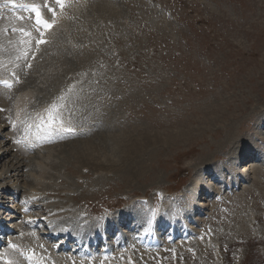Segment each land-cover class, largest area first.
<instances>
[{
    "label": "rangeland",
    "instance_id": "obj_1",
    "mask_svg": "<svg viewBox=\"0 0 264 264\" xmlns=\"http://www.w3.org/2000/svg\"><path fill=\"white\" fill-rule=\"evenodd\" d=\"M99 1L105 4L104 11L96 6V9L87 11V15L83 13L82 29L86 28L81 33L83 37L76 42L78 49H64V58L56 63L59 68L48 72L49 79H54L52 88L60 87L49 100H57V93L60 90L65 92V88L75 81L87 84L91 78L92 82L95 81L93 85L97 83L95 88L99 87L98 91L105 89L106 92L100 93L98 98L86 94V101L89 99L96 104L92 105L99 106L98 99L102 98L105 106L110 108L113 117L109 118L111 127L107 132H130L136 138L147 132L153 138L149 140L157 143L143 152L147 157L144 166L127 174L107 167L110 163L103 157L96 156L98 162L104 161L105 164H100L103 169L95 170L87 161L81 163L77 158L58 154L63 158L60 161L56 158L49 164V173L53 175L49 182L59 188V193H62L61 189H78L72 192L77 193L75 199H86L85 203L90 202L99 210L124 205L136 195L157 197L153 193L158 189L185 192L190 186L188 198L191 199L195 191L197 199L191 208L197 219L190 226L199 231L205 243L207 239H213L211 230L218 241L234 238L233 231L239 228V223H245L247 212L248 215L249 212L264 215V173L260 162L246 161L252 155L251 149L258 146L253 138H262L264 142V0H151L153 5L147 0ZM120 9L125 11L122 16L125 20L119 23ZM98 13L101 14L98 16ZM90 16L95 18L89 21ZM5 17L2 16L1 20ZM82 21L77 20L79 27ZM21 24L28 26L25 21ZM1 32L0 29L2 36L4 33ZM89 39L91 41L87 42ZM86 42L89 45L92 42L90 48ZM48 50L53 53L54 44ZM79 51L84 55L83 66L77 64L82 58ZM11 57L14 60L16 56L11 54ZM20 62L17 59L13 67L17 69ZM75 69L83 72L74 75L72 70ZM30 76L35 75L30 72L25 83L39 88L35 82H30ZM78 85L76 82L75 86ZM45 88L48 89L44 85L42 90ZM54 95L55 99L52 98ZM86 101H72L71 104L82 105ZM66 108L69 109L70 105ZM102 111H88L83 119L78 114L74 118L83 121L87 117H96V122L104 124L109 120L101 117ZM3 126L1 121L0 132L5 133ZM83 126L89 127V124ZM101 128L78 140L89 134H101L106 127L102 125ZM180 133L182 136L178 137ZM3 135L0 134V194L21 188L25 184V180L24 184L21 181L23 167L31 165L25 163L27 158L23 153L17 154L15 148L9 146L8 140L1 141ZM241 136L245 138H242L244 143ZM99 140L95 139L97 143ZM255 149L259 151V148ZM262 151L264 160V149ZM109 152L110 157L118 156L117 152ZM143 153L139 157H144ZM117 156L114 157L116 166L120 164ZM229 156H238V160L228 163ZM240 156L243 159L250 157L239 163ZM23 158L26 160L22 161ZM19 159L22 164L17 162ZM235 161L239 163L238 167L241 166L237 174L243 178L238 182L230 172L236 170L232 164ZM45 166L47 169L46 162ZM220 169L229 170L232 176L229 179L235 178L237 190L232 188L228 193L223 190L224 186L215 182L218 178L208 179L209 172ZM24 178L28 180L26 176ZM76 178L83 182L78 183ZM223 180L232 187L234 181L228 180L225 174ZM67 184L72 187H66ZM218 187L221 195L214 191ZM202 206L204 209L200 210ZM170 209L172 211L171 205ZM151 213L154 217L155 212ZM132 214L136 215L137 209L132 210ZM186 217L187 213L180 217V224ZM139 219L137 216V224ZM219 236L225 237L219 239ZM243 237L237 238L241 240ZM196 246L195 240L175 242L167 246L166 260L152 255L148 259L142 256V259L144 264H212L210 251L200 244L197 247L201 257H196ZM242 248L249 251L247 264H264V242L256 249Z\"/></svg>",
    "mask_w": 264,
    "mask_h": 264
},
{
    "label": "bare ground",
    "instance_id": "obj_2",
    "mask_svg": "<svg viewBox=\"0 0 264 264\" xmlns=\"http://www.w3.org/2000/svg\"><path fill=\"white\" fill-rule=\"evenodd\" d=\"M96 6L100 9V10H102V11H104V9H105V4L104 3H102L101 1H99V0H96V2L94 1V0H92L91 1V3L89 4V7H88V9H87V11H90V10H94V9H96ZM77 8V7H76ZM84 15L85 14H83V13H81V15H80V21H82L81 19L82 18H84ZM0 19H1V17H0ZM2 21H4L5 22V24H9V23H11V24H14V22H15V18H13V17H11V16H7V17H5ZM69 24V21L67 20L66 21V23L63 25V27L62 28H54L53 30H52V32H51V36H52V38L53 39H57L56 41H58L59 43L58 44H56V41L53 43L54 44V51H53V53H51L49 56H46V57H44V63L42 64V66H41V68H39V67H31V72H33V73H38L37 75H35V76H30L29 77V79H30V82H35V84H36V80H37V78H40L41 79V81H39L40 83H43V84H45V87L47 86V91L48 92H46L45 94H44V97H47L46 96V94H48L49 95V97L47 98V100L48 101H50L49 100V98H51V95L52 94H54V92L56 93L57 92V89H59L60 87H57V88H52L54 85H55V83H54V79H49V73L48 72H52V70L53 69H55V68H59V67H57V65H56V63L58 64V62H60V61H58V60H61V58H64V54H63V50L64 49H68V48H70L71 50H73V51H75V50H77L78 48L76 47V45L73 43V41L75 40V38L76 37H78V36H80V34L82 33V25H83V21H82V23H81V25H80V27L78 26L79 25V22H77V20L75 21V20H72L71 21V25H70V30H67V25ZM87 25V24H86ZM21 26V25H20ZM25 28H26V31H29L28 30V28H29V26H24ZM91 27V26H90ZM67 30V31H66ZM3 32V31H2ZM1 32V33H2ZM66 32V33H65ZM31 33V32H30ZM63 33H65V37L63 38ZM4 35V34H3ZM3 35L0 37L1 39L3 38V40H5L6 38H4L3 37ZM82 36V35H81ZM81 36H80V38H81ZM32 37H34V35H32ZM83 37V36H82ZM9 39H12V41H13V44H15L14 46H12V47H9L8 45H6V47H8V50H9V52L11 53V54H13V55H15L16 57H18V56H20V61L21 62H23V59H22V57H23V55H22V53H23V51L26 49V50H28V48H27V44H25V45H21L20 44V41L22 40V39H24V40H27L28 38L27 37H23V35L22 34H10V36L8 37ZM81 42H83L82 41V39L80 40ZM77 42V41H76ZM68 43V44H67ZM47 44V43H46ZM45 44V45H46ZM51 44V43H50ZM50 44H49V46H50ZM83 44V43H82ZM44 46V45H43ZM48 46H45V48L44 49H46ZM43 49V50H44ZM81 51V50H80ZM85 51V50H84ZM76 53V52H75ZM77 54V53H76ZM76 54H74V55H76ZM84 54V53H83ZM89 54V53H88ZM80 55H82V53L80 54ZM73 56V55H72ZM77 56V55H76ZM83 56L84 55H82L81 57L82 58H79L78 59V61H77V64H79V65H81V66H83V62H84V60H83ZM80 57V56H79ZM88 57V56H87ZM53 58H55V59H53ZM86 58V57H85ZM54 61H56V62H54ZM87 61V60H86ZM20 62V63H21ZM19 63V64H20ZM29 63L31 64L32 62L31 61H29ZM10 64L9 63H5V65H4V67H5V69L9 66ZM61 65V64H60ZM10 66H12V68H14L13 67V65H10ZM9 66V67H10ZM19 66V65H18ZM17 66V67H18ZM62 68V67H61ZM63 69V68H62ZM42 71V72H41ZM14 73H16L15 71H13ZM83 72V71H82ZM81 72V73H82ZM17 74V73H16ZM86 75V74H85ZM92 75V74H91ZM19 76H20V73H19ZM81 77V76H80ZM91 77H93V76H91ZM95 77V76H94ZM93 77V78H94ZM97 77V76H96ZM86 78H89V77H85V79ZM57 79H60V80H62V83L64 82V80L62 79V78H59V77H57ZM91 79V78H90ZM89 79V81H88V83L86 82L87 80H85V83H87V84H85V85H87V87L89 88V89H83L82 88V86H81V84L79 83V85L78 86H75V87H78V95L77 96H75L77 93H74V91H73V93L71 94V97H70V101H71V103H72V101H75V102H79V101H86V94H89V95H91L92 97H93V95L94 96H98V97H100V93H98L99 91H97L96 90V88H95V85H97V83L95 84V85H93V83L95 82H92L91 80ZM95 80V79H94ZM82 81V80H81ZM65 83V82H64ZM63 83V84H64ZM28 86V83H26L25 85L23 84L22 86H21V88H24V89H18V91H17V94H19V93H21V96H28V100H27V106H31L32 108L34 107V106H36L37 105V107L39 108L41 105H39V104H34L35 103V101H34V103L32 104L31 103V98H32V96L34 95L33 94V90L32 89H30V87H27ZM62 86V85H61ZM99 87H97V89H98ZM46 89V88H45ZM56 89V90H55ZM70 89V88H69ZM68 89V90H69ZM77 89V88H76ZM72 90H74V88H72ZM71 90V91H72ZM4 92V93H3ZM35 92V91H34ZM61 94H57L56 96H57V98L58 97H60V96H64L65 95V93H66V90H65V92H64V90L62 91V90H60L59 91ZM6 96V94H5V90H3V89H0V106H5V104H4V97ZM73 96H75V97H73ZM103 96V95H102ZM97 97V98H98ZM102 99V98H101ZM101 99H98V101H99V106H92V104H95V102H91L89 99H87V101L86 102H84L82 105H80V104H75V105H72V106H70V108L68 109L67 108V111L69 112V113H72V114H69V115H71V117L74 119V120H76L75 118H74V115H76V114H78L80 117H81V119H83L84 118V116L86 115V113L89 111H91V112H94V111H97V110H99V109H103V108H105V104L103 103V101L101 100ZM98 101H97V103H98ZM54 102H61V101H57V100H55ZM63 102V101H62ZM53 102H51V104H52ZM50 105V103L48 104V106ZM65 105L67 106L68 104H67V102H65ZM96 105V104H95ZM47 106V107H48ZM65 106V107H66ZM30 107V108H31ZM65 107L63 108V110H66L65 109ZM77 107H79V108H77ZM37 112H39V110L37 111ZM0 116H2L1 115V113H0ZM92 116V115H91ZM1 122V121H0ZM4 127V126H3ZM104 127H106L103 131H102V133L101 134H96V135H92V136H89L88 135V137L87 138H85V139H83V140H78L77 139V141H74V140H72V141H69V142H67L68 144H66L65 143V146H63V151H61L60 153H58V154H62V155H64L65 157H71V158H73V159H78L79 160V162H84V161H87L89 164H90V167L91 168H93V167H95V170H99V169H103V167H101L100 166V164L101 163H104V161H106L107 163H110L109 165H107V167L108 166H110V168H112V169H115L116 168V170L115 171H118V172H123L124 174H127V173H132V171H134V170H138V169H140V168H142L143 166H144V161L146 160L145 158H147V157H145L144 155H145V153H146V151H148V146H151V145H153L154 143H157V141H156V138H157V136H156V138H155V141L156 142H152V141H150L149 140V138L151 139L152 137L149 135L148 136V134H147V132L145 133V134H141V135H139L137 138L136 137H132V134L130 133V132H120V133H110V132H107V130L111 127V124H110V120H109V122H104V124H103V128ZM102 129V128H101ZM227 135H233L232 133H227ZM155 136V135H154ZM178 137H181L182 136V134L180 133L179 135H177ZM228 136V137H229ZM242 136H241V141H242ZM95 139L97 140V139H100L99 141L100 142H96L95 141ZM153 139V138H152ZM245 138H243V140H244ZM229 140H227V142H228ZM243 142V141H242ZM244 143V142H243ZM160 144V143H159ZM61 145V144H60ZM155 145V144H154ZM66 146H69L68 148H67V150L65 149L66 148ZM104 146V147H103ZM57 148H59V149H61V147L59 146V147H57ZM57 148H54L53 150H55V149H57ZM47 149V148H46ZM150 149V148H149ZM49 150V149H48ZM110 151V152H109ZM110 153V154H112V153H115V152H117L118 153V156H117V158L119 159V161H120V164H118L117 166L116 165H114V164H116V162H115V160H114V157H116V156H113V157H110V156H108L107 155V153ZM143 152H145V153H143ZM141 153H143V156L144 157H139V155L141 154ZM150 153V152H149ZM100 155H102V156H100ZM147 156H150V155H148V154H146ZM72 156H74V157H72ZM96 156H97V158H101V157H103V159H104V161L102 162V161H100V162H98L97 160H96ZM245 156H247V155H245ZM22 158V157H21ZM49 158V156L47 155L43 160H38L36 163H34L36 166H33L34 167V172H32V171H30V173H29V176H32V178H33V180L34 181H40L41 180V178H42V176H43V174L46 172V166H45V160L46 159H48ZM142 158V159H141ZM235 160H238V156L236 157L235 156ZM16 159H17V157H16ZM76 159V160H77ZM117 159V160H118ZM137 159H140L139 161H137ZM22 161H24V158H23V160ZM22 161L19 159V160H17V162L18 163H20L21 162V164H22ZM97 161V162H96ZM118 162V161H117ZM26 164H29L30 162L28 161V160H26V162H25ZM105 164V163H104ZM84 165V164H83ZM206 166H208V165H206ZM35 167H36V169H35ZM140 167V168H139ZM4 169V168H3ZM133 169V170H132ZM112 171H114V170H112ZM234 171V169L232 170V172ZM138 173V172H137ZM225 178V177H224ZM24 180H25V182L27 181L26 180V178H24L23 177V179H21V181L23 182L22 184H24ZM20 181V182H21ZM168 213H169V215H171V210L169 209V211H168ZM156 225H158V224H156ZM145 226H147V224L145 225ZM159 226V225H158ZM158 226H153V228L154 229H156ZM143 232V231H142ZM141 232V233H142ZM157 234V236H158V233H156ZM171 235V234H170ZM118 255H121V254H118ZM111 256H109V257H107V258H105V259H109ZM161 257H166L165 255H161ZM104 264H108V262H106L105 261V263Z\"/></svg>",
    "mask_w": 264,
    "mask_h": 264
},
{
    "label": "snow or ice",
    "instance_id": "obj_3",
    "mask_svg": "<svg viewBox=\"0 0 264 264\" xmlns=\"http://www.w3.org/2000/svg\"><path fill=\"white\" fill-rule=\"evenodd\" d=\"M55 4L59 6L61 10L65 7V0H55ZM15 6V5H14ZM19 7H23L30 11L31 14H34V22H35V31L39 33V38L32 37V34L29 31H26L24 28L20 29H13V31H19L23 37H27V40L22 39L20 41L21 45L28 44L30 45L32 40L35 39V44L37 46L46 43L47 41L44 39V32L52 29L53 26L56 23V11L52 7L48 5L46 2L43 7L48 10L52 14V19L48 20L45 19L42 16L40 6L36 4H23L18 5ZM29 18H33L30 16ZM17 19L23 20L24 17H17ZM24 58L26 59L28 56V51L25 49L22 53ZM17 59H20V56L17 57ZM31 66L30 64L28 65ZM15 74L13 73V76ZM19 82L18 79L16 81ZM0 84L4 85L5 87L11 88L12 84L8 80H0ZM71 91V90H69ZM66 99L65 96H60L57 98V101H64ZM65 104L59 103V102H53L50 104L47 108L44 109V114L37 113L35 117V121L33 124L28 125V127L25 129V136L23 139H28L29 133L32 134V136L35 139H42L45 137H51V136H58L63 133H71L74 131L73 128L70 126H67L63 114L62 109L65 107ZM0 111H3V109H0ZM13 123V127H15V123ZM35 129V131H32V129ZM21 140L15 141V143L19 144L21 143ZM9 248L16 249L17 245L15 244H9ZM20 255L23 256L27 261H29V264H33V256L35 255L34 252H20ZM6 264H15V262L11 259L6 261ZM35 264H40V261H35Z\"/></svg>",
    "mask_w": 264,
    "mask_h": 264
}]
</instances>
